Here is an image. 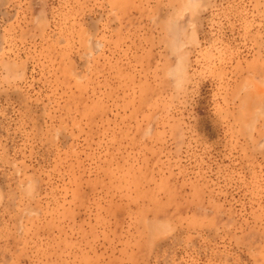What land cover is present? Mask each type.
<instances>
[{"label": "rangeland", "instance_id": "obj_1", "mask_svg": "<svg viewBox=\"0 0 264 264\" xmlns=\"http://www.w3.org/2000/svg\"><path fill=\"white\" fill-rule=\"evenodd\" d=\"M0 264H264V0H0Z\"/></svg>", "mask_w": 264, "mask_h": 264}]
</instances>
